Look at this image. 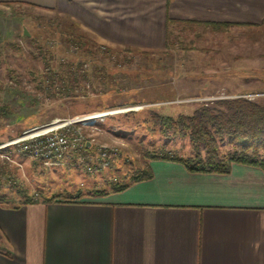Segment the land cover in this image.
<instances>
[{
  "label": "rangeland",
  "instance_id": "rangeland-1",
  "mask_svg": "<svg viewBox=\"0 0 264 264\" xmlns=\"http://www.w3.org/2000/svg\"><path fill=\"white\" fill-rule=\"evenodd\" d=\"M243 23L214 29L179 21L169 26L167 47L129 48L92 38L51 9L0 4V105L9 109L0 118V197L10 204L26 196L77 198L88 187L87 168L63 159L45 166L8 144L24 132L105 112L89 133L120 151L111 168L95 169L113 170V184L143 166L147 152L192 154L188 137L153 128L150 111L191 114L204 102L235 96L264 103V21ZM71 67L81 70L77 89L54 95L50 71Z\"/></svg>",
  "mask_w": 264,
  "mask_h": 264
},
{
  "label": "crops",
  "instance_id": "crops-1",
  "mask_svg": "<svg viewBox=\"0 0 264 264\" xmlns=\"http://www.w3.org/2000/svg\"><path fill=\"white\" fill-rule=\"evenodd\" d=\"M51 9L110 46L164 48L176 20L262 22L264 0H0ZM170 26V25H169ZM152 176L112 189L91 173L77 198L0 202V264H264V169L191 171L149 158Z\"/></svg>",
  "mask_w": 264,
  "mask_h": 264
},
{
  "label": "trees",
  "instance_id": "trees-1",
  "mask_svg": "<svg viewBox=\"0 0 264 264\" xmlns=\"http://www.w3.org/2000/svg\"><path fill=\"white\" fill-rule=\"evenodd\" d=\"M179 21L208 25L214 29L244 24L229 21L176 20L168 16L166 47L170 43L169 25ZM81 75V70L75 67H71L66 73L62 70H51L47 79L48 89L57 96L73 95L80 84ZM8 113V107L0 105V118ZM150 113L153 128H158L166 137L176 135L188 137L192 154L178 155L171 151L147 152L149 158L172 159L181 162L191 171L201 172L227 173L233 163L250 164L264 169V103L245 96H235L204 102L191 114L172 116L156 111ZM144 121L147 122V119ZM124 175L127 179L113 183L112 189L121 190L130 182L149 178L152 171L148 167L135 168L133 173ZM76 196H81V193ZM30 201L32 200L26 196L22 202L10 204L11 201L4 195L0 197V202L10 205Z\"/></svg>",
  "mask_w": 264,
  "mask_h": 264
},
{
  "label": "built area",
  "instance_id": "built-area-1",
  "mask_svg": "<svg viewBox=\"0 0 264 264\" xmlns=\"http://www.w3.org/2000/svg\"><path fill=\"white\" fill-rule=\"evenodd\" d=\"M8 144L20 145V150L29 151L34 161L45 166L53 159H63V164L87 168L89 173H95L101 165L111 168L120 155V151L112 149V143L90 137L89 126L82 125V116L24 132Z\"/></svg>",
  "mask_w": 264,
  "mask_h": 264
},
{
  "label": "bare ground",
  "instance_id": "bare-ground-1",
  "mask_svg": "<svg viewBox=\"0 0 264 264\" xmlns=\"http://www.w3.org/2000/svg\"><path fill=\"white\" fill-rule=\"evenodd\" d=\"M105 114H106L105 112H103V113L101 112L99 114L82 116V125H87V126L94 125L96 122H98V120H100L99 118L103 117V115H105ZM31 132H33V131H31ZM15 145L20 150V145H17V144H15ZM112 149H115L117 151V149L114 147H112ZM20 151H22V150H20ZM22 152H25V153H28L29 155H31V153L29 151H22ZM101 166H107V165H101Z\"/></svg>",
  "mask_w": 264,
  "mask_h": 264
},
{
  "label": "water",
  "instance_id": "water-1",
  "mask_svg": "<svg viewBox=\"0 0 264 264\" xmlns=\"http://www.w3.org/2000/svg\"><path fill=\"white\" fill-rule=\"evenodd\" d=\"M24 31H25V34H28V32H27V30H26V29H25Z\"/></svg>",
  "mask_w": 264,
  "mask_h": 264
}]
</instances>
